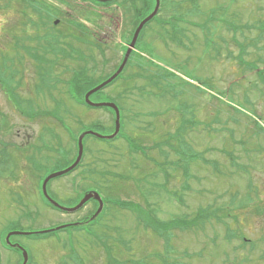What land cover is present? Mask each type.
<instances>
[{"label":"rangeland","instance_id":"rangeland-1","mask_svg":"<svg viewBox=\"0 0 264 264\" xmlns=\"http://www.w3.org/2000/svg\"><path fill=\"white\" fill-rule=\"evenodd\" d=\"M60 1L52 0L61 10L60 17L56 16L59 22L44 33L42 26H22L25 8L16 0H0V53L7 56L9 70L5 76H9L8 83L15 92L12 104L1 82L0 141L7 145L0 146V264L20 263L19 257L2 247L9 233L40 232L74 223L95 209L89 203L76 214L58 213L45 206L35 184L38 175L43 178L68 163L62 153L72 148L69 134L89 130L108 136L112 115L75 104L59 87L42 88L40 95L36 88L43 65L30 61L22 53L23 45L38 46L41 42L34 38L48 31L64 34L60 36L62 42L91 59L78 66L68 57L61 59L63 63L54 73L68 76L65 66L76 69L95 60L99 63L92 39L97 34L104 40L97 38L109 62L100 65L93 79L108 77L120 46L127 41L132 17L123 1L120 7L112 5L107 10L76 0H70L69 6ZM154 1L148 0L153 8ZM160 6L161 19L174 16L177 9L185 18L187 24L180 23L183 31L178 33L177 41L183 46L169 42L160 36L162 28L151 25L133 46L125 77L139 72L154 79L168 72L173 78L168 81L176 85V98L170 90L158 94L162 87L153 88L141 79L118 82L103 90L96 100L118 104L123 137L110 142L86 138L88 153L83 167L48 186V194L62 207L71 208L84 191L101 192L102 200L140 205L141 217L131 209L119 210L104 202L107 210L92 226L86 225L84 232L67 230L42 239L10 237V243L19 244L28 254V264H74L71 247L80 264H107L100 244L110 248L111 259L121 264H129L130 259H144L148 264H264L259 257L262 244L253 251L248 247L264 238V217L257 213L264 209V132L254 123L264 128L262 86L254 71L255 67L264 71V0H160ZM71 20L84 24L88 32L76 31L69 25ZM241 48L244 55L240 54ZM239 56L243 64L254 68L239 65ZM17 58L22 60L18 63ZM12 64L18 74H10ZM26 99L32 101L35 110L39 109L37 113L49 110L59 116L55 121L39 116L28 120L32 112L26 107ZM230 104L240 113L232 111ZM179 113L191 124L186 122L182 127ZM186 126L188 130L182 133L184 150L198 159L180 158L168 146L172 143L174 149H179L171 137ZM25 132L31 135L27 144ZM126 139L145 146L167 140V146H163L162 156L155 150L142 157L129 152ZM69 158L73 159L72 153ZM164 160L178 164L157 168L156 164ZM206 210L224 223L218 218L200 223L197 212ZM148 214L182 228L155 233L144 225ZM192 222L196 224L193 228ZM239 233L248 241L244 249L239 248V241H232V236Z\"/></svg>","mask_w":264,"mask_h":264},{"label":"trees","instance_id":"trees-1","mask_svg":"<svg viewBox=\"0 0 264 264\" xmlns=\"http://www.w3.org/2000/svg\"><path fill=\"white\" fill-rule=\"evenodd\" d=\"M21 2L23 4H28L29 6H32V1L31 0H21ZM144 3H145V10H144V16H145L146 14H148V12H150L149 10L151 8H150V4H149L148 0H144ZM108 4H110V3L104 4V5H108ZM33 10L34 11H37L38 13L40 12V10L37 9V8H34ZM39 16L40 17H43L45 19L44 21L42 20L40 23H42L43 25H46L56 15L51 14L50 11H49V13L48 14H45V16H43L41 13L39 14ZM220 22L224 25L223 21H220ZM25 24H28V23H25L24 22L22 24V26H24ZM174 25H175V23L172 24V27L170 29L173 28V30H172L171 33H172V36L175 37V39L177 40L178 39V33H177L178 30L174 29ZM49 36L50 35L48 33L47 34V38ZM53 40L54 39H52L51 41H53ZM51 41H49L47 43V47H46V48H48L50 50L53 49V47H52V45L50 43ZM98 48H100V47L98 46ZM23 51L25 52V48L23 49ZM244 53H245L244 52V49L241 48L240 54L241 55H244ZM79 56H80L81 59H84V56L82 54H79ZM6 57L7 56L4 53H0V86H1V82H3L4 83L3 87L5 86V88H4L5 94L8 97L10 96V97L13 98V92L12 91H13L14 88L13 89L10 88V83H8L10 81L9 76L8 75L5 76V74L8 73V70H9L6 67V61H7V58ZM236 59H237L239 65H241V66L242 65H246L247 69L254 68L251 65L243 64V60H242V58L240 56L237 57ZM17 60H18L17 62L19 63L22 59L21 58H17ZM39 62L42 63L43 62V59H39ZM40 63H38V65ZM13 64H12V68H10V71L12 70L13 72L11 71L10 74H14V73L15 74H18L19 71L16 70V67ZM41 65H43V64H41ZM256 69H258V68H256ZM42 70L43 69L41 68L40 71H39V73H38V75H39L38 78L40 80V82H39L40 83L39 89L41 87H45L46 86L45 72H44L45 71V68H44V71H42ZM256 73H257L256 75L258 76V80H260V82L263 84V87H264V71L258 70V71H256ZM96 84H97L96 81L92 78V76H91V74L89 72H87L85 70H81L79 74H77V75L74 76L73 80H71V82L69 84H65V89H66V92H67L68 96L71 99H73L74 101H76V103L81 104V105L84 106V104H83V96H84V94L88 90H90L93 86H95ZM48 88H49V86H48ZM263 94H264V88L262 90V95ZM95 95L94 96L97 97V94H95ZM230 108L233 109L235 112L238 111V110L232 108L231 106H230ZM185 122L186 121H183L181 123L182 127L184 126ZM186 128L188 129V127H186ZM186 128L185 127L184 128H181L177 132L176 140H178L177 143L179 145L178 147L180 148L179 150H176L177 153L178 152L185 153L184 152L185 150L182 149V148H185V146H183V142H182V133H184L186 131ZM96 129H103V128L97 126ZM113 130H114V127L112 126V129H111V132L110 133H112ZM87 138H93V137L87 136ZM70 139L72 140V142H74V145H75V141H76L75 138L72 137V136H70ZM126 140H127V144L129 146V148L132 149L130 151L137 152L140 149V147L139 146H136L133 141H130L129 139H126ZM163 145L164 144H161V145H158V146L155 145L154 148L155 149L156 148H159L160 149V147H162ZM144 150H145V148H144ZM140 151H142V150L140 149ZM64 153L69 154V152L66 151V150L64 151ZM143 154H145V152H143ZM193 157L194 156H191V158H193ZM65 158H66V156H65ZM159 167L162 169V165H160ZM101 191H103V193H104V187L102 188ZM108 204L115 205L119 209H122V210H129V209H131L137 215L138 218L141 217L139 207H133V206L130 207L127 204L117 203V202H115V203L109 202ZM230 204L232 205L233 203H230ZM234 209H237V208L235 207ZM237 210H239V208ZM262 210L261 209L257 210V213L260 216H262ZM93 212H94V210L92 212H90L89 216H91L93 214ZM212 215H214V214L213 213L208 214L209 217H211ZM225 215L226 214H224L223 216H225ZM199 218L200 219L202 218V215L201 214H200ZM231 219L233 221L237 222L236 217H231ZM223 223H224V221H223ZM144 225L146 226V228L153 230L155 233H158V232H161V231H164V230L171 231L172 228H173L172 226H170L169 223H163L162 221H159L155 215L150 216L149 214L146 217V221L144 222ZM233 236L236 237L235 239H237V240L240 241V244H238L239 248H241V249L243 248L244 249V237H243V235L239 233L237 235L234 234ZM260 243L263 246L262 247L263 250H261V253H260L259 257H260V259H263L264 260V238L261 239V240H259V241H257L256 244H251L250 248H251V250H255L257 248V245L260 244ZM103 248H104V252L106 253V258H107V262H108L107 264H121V263L117 262V260L111 259L112 257L110 256V250L108 248H106V246H103ZM147 262L148 261L147 260H144V259H141L140 261H135V260H131L130 259L129 264H148Z\"/></svg>","mask_w":264,"mask_h":264},{"label":"water","instance_id":"water-1","mask_svg":"<svg viewBox=\"0 0 264 264\" xmlns=\"http://www.w3.org/2000/svg\"><path fill=\"white\" fill-rule=\"evenodd\" d=\"M108 1H110V0H108ZM158 6H159V0H156V6H155V9H154V11L152 12V14L148 17V18H146L140 25H139V27L137 28V30H136V32H135V35H134V38H133V40H132V43H131V47H133V45H134V42H135V39H136V36H137V34H138V32L140 31V29L142 28V26L147 22V21H149L155 14H156V12H157V9H158ZM128 54H129V51L127 52V55H126V57H125V59H124V62L126 61V59H127V57H128ZM119 73V71L114 75V76H112L110 79H108L107 81H105V82H103L102 84H100L98 87H96L95 89H93V90H91L90 92H88L86 95H85V101H86V103L87 104H90V105H92V106H95V107H100V106H107V107H110V108H112L114 111H115V113H116V120H115V131H114V134H113V136H111V137H109V138H112V137H114L117 133H118V131H119V115H118V111H117V109H116V107L114 106V105H112V104H92L90 101H89V96L91 95V94H93V93H95V92H97L98 90H100L101 88H103L104 86H106L109 82H111L112 81V79H114L115 78V76L117 75ZM88 134H91V135H94L95 137H99V138H102V136H99V135H97V134H93V133H91V132H89ZM85 134H83V135H81L80 137H79V139H78V157L76 158V160H75V162H74V164L70 167V168H68L67 170H64V171H62V172H59V173H56V174H53V175H50L45 181H44V183H43V193H44V195L45 196H47L46 195V191H45V185H46V183H47V181L49 180V179H52V178H55V177H58V176H61L62 174H65V173H68L69 171H71L78 163H79V161H80V157H81V154H82V138H83V136H84ZM48 199V198H47ZM90 199H94L95 201H97L98 203H99V208H98V210H97V212H96V214L95 215H97L100 211H101V208H102V202H101V199H100V197L96 194V193H88V194H86L82 199H81V201L77 204V206H75V207H73V208H60L56 203H54V202H52L50 199H48L54 206H56V207H58V208H60L61 210H63V211H65V212H68V213H73V212H76L77 210H79L88 200H90ZM23 256H24V262H23V264H25L26 263V254L23 252Z\"/></svg>","mask_w":264,"mask_h":264},{"label":"flooded vegetation","instance_id":"flooded-vegetation-1","mask_svg":"<svg viewBox=\"0 0 264 264\" xmlns=\"http://www.w3.org/2000/svg\"><path fill=\"white\" fill-rule=\"evenodd\" d=\"M54 1H58V0H54ZM70 1H64V0H61L60 1V3L61 4H67V3H69ZM76 2H80V1H76ZM48 3V2H47ZM81 3V2H80ZM52 4H53V6H55V7H57V4H54L53 2H52ZM68 6H69V4H67ZM83 5H84V3H83Z\"/></svg>","mask_w":264,"mask_h":264}]
</instances>
